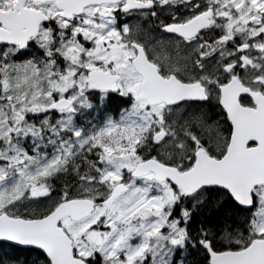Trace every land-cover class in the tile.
<instances>
[{
	"label": "snow or ice",
	"instance_id": "1",
	"mask_svg": "<svg viewBox=\"0 0 264 264\" xmlns=\"http://www.w3.org/2000/svg\"><path fill=\"white\" fill-rule=\"evenodd\" d=\"M0 264H264V0H0Z\"/></svg>",
	"mask_w": 264,
	"mask_h": 264
}]
</instances>
